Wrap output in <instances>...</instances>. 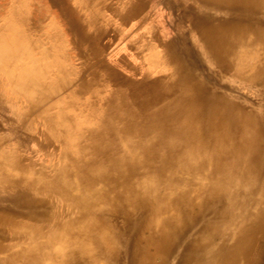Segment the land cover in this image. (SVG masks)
Returning a JSON list of instances; mask_svg holds the SVG:
<instances>
[{
  "label": "bare ground",
  "instance_id": "bare-ground-1",
  "mask_svg": "<svg viewBox=\"0 0 264 264\" xmlns=\"http://www.w3.org/2000/svg\"><path fill=\"white\" fill-rule=\"evenodd\" d=\"M56 1L81 57L105 58L89 72L85 59L74 85L59 64L53 84L39 83L35 58L0 39L9 113L24 103L10 114L17 133L0 130V264H254L264 242V0H162L175 10L165 23L156 0H102L119 26L99 21L95 0H77L85 18ZM24 52L28 67L16 62ZM20 129L37 159L22 156Z\"/></svg>",
  "mask_w": 264,
  "mask_h": 264
},
{
  "label": "rangeland",
  "instance_id": "rangeland-1",
  "mask_svg": "<svg viewBox=\"0 0 264 264\" xmlns=\"http://www.w3.org/2000/svg\"><path fill=\"white\" fill-rule=\"evenodd\" d=\"M71 1L77 4V0ZM99 1V4L96 3V0L94 3L97 8L94 10L98 12L97 14L99 21L102 20L103 16H109V19H111V24L113 26H119L120 24L117 19L118 10L115 11L116 13H112L110 10H107L102 7V0ZM115 1L116 0H103L102 4H112ZM158 1L159 0L154 1V10L157 9L159 11H162V16L158 19H160L161 22L164 23L166 20L171 22L175 18V10L173 5L171 3L163 2L162 0V2L160 1L158 4ZM63 2H65L63 4H66L65 6H67L69 3H72L68 0H63ZM51 4L54 5V7L51 6ZM57 4H59V2L56 0H0V39H10V41L15 45L14 47L22 51L24 50L25 52H28V55H31L35 58V69L45 70L43 75H38L35 77L37 82L53 84L56 81V78L54 77L52 71L56 64H59L64 67V72H67L65 73V78L71 80V85H74L76 78L72 76V73L75 75V73L81 67L82 63H84L85 59H88L86 62L92 63H89V68L86 69V71L89 72L92 70V66L96 65V61L104 59L105 55H103V57L100 56L98 58H94L92 55H84L83 57H81V49H78V47H76V45H73V43L71 44L70 39L66 36L65 29L62 27V21H60L59 18L60 14L58 13V15L56 12L57 9L55 8V6H57ZM148 12H153V9L148 10ZM20 16L25 17V20H20L18 18ZM50 21L51 24H48ZM6 24H8V26ZM155 26L157 27L158 25L155 24ZM55 34H57L56 38L54 37ZM46 48H48L49 53L52 52L48 57H44L45 51L43 52V50ZM49 48H51V50ZM25 52L24 54H22L21 58H18L19 60L16 62L18 64H27L28 67L29 62L25 55ZM55 58H57V60H55ZM16 62L12 61L8 64V66L10 68L15 67L17 66ZM14 71L16 73L15 69L12 72ZM58 75L57 77L59 78L62 74H60L59 76ZM93 87V89H95V91L97 92L98 96H104L109 92V87L104 88L100 80L99 82H97L96 86ZM69 89H71V86L69 87ZM69 89L59 92L56 99H58V97H63V99L64 97H67L69 94ZM11 91V85H9L8 83L7 75L0 72V130L3 135L6 134L13 137V135L17 133V130L14 127L13 121L10 119V114L14 115L15 113H18L20 110H22V107H24V103L22 98H20V107L10 110L11 113H9L8 108L10 104L15 101V97L11 95ZM81 99H84V97H81ZM16 100L18 99L16 98ZM59 100L60 101H58V104L56 106H58L60 103L59 106H63V108L65 109V101L61 99ZM62 101L64 102L61 104ZM96 105L97 104H94V109L96 110L91 115L92 119L96 118L98 115L99 107ZM65 110L67 111V109ZM40 122L41 121L39 119L35 120L32 118L30 119V127H32V129L39 130L40 128H42L41 126H39ZM11 131L15 133L12 135ZM18 133L19 137L21 138L20 144L23 148L22 156L30 160H35V158L37 159V157H35L37 156V154H35L36 152L31 147L33 145L31 138H25L26 134H29V131L20 129ZM26 152L28 153V155ZM254 264H264V242L260 247V253L258 254V257L255 258Z\"/></svg>",
  "mask_w": 264,
  "mask_h": 264
},
{
  "label": "crops",
  "instance_id": "crops-1",
  "mask_svg": "<svg viewBox=\"0 0 264 264\" xmlns=\"http://www.w3.org/2000/svg\"><path fill=\"white\" fill-rule=\"evenodd\" d=\"M68 1H70V2H72L71 0H68ZM71 10H73V11H75V12H77L81 17H83V18H85L86 16H87V13H88V11L83 7V8H81L80 9V6H78L77 4H75V3H69L68 5H67ZM56 8V7H55ZM57 9V13H59V11H58V8H56ZM78 10V11H77ZM59 18H61L60 19V21H62L61 23H62V27L64 28V26H63V22L65 21V18L63 17V16H59ZM127 27V26H126ZM121 28V27H120ZM65 29V28H64ZM65 32H66V36H67V38H69L70 39V41L72 42V32H70L68 29H66L65 30ZM134 39V38H133ZM139 43H141V41L140 42H137L136 41V43L135 44H139Z\"/></svg>",
  "mask_w": 264,
  "mask_h": 264
}]
</instances>
